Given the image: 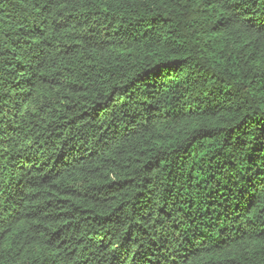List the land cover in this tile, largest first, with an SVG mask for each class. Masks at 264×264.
<instances>
[{"label": "trees", "instance_id": "16d2710c", "mask_svg": "<svg viewBox=\"0 0 264 264\" xmlns=\"http://www.w3.org/2000/svg\"><path fill=\"white\" fill-rule=\"evenodd\" d=\"M0 264H264V0H0Z\"/></svg>", "mask_w": 264, "mask_h": 264}]
</instances>
